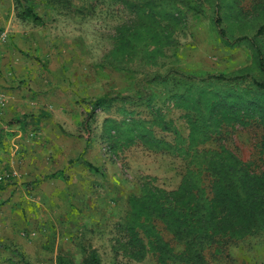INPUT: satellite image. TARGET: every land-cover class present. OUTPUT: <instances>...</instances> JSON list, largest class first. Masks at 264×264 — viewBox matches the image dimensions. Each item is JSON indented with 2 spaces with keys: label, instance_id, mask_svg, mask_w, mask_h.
I'll return each instance as SVG.
<instances>
[{
  "label": "rangeland",
  "instance_id": "obj_1",
  "mask_svg": "<svg viewBox=\"0 0 264 264\" xmlns=\"http://www.w3.org/2000/svg\"><path fill=\"white\" fill-rule=\"evenodd\" d=\"M131 1L136 4L0 0V264H91L83 259L93 256L96 264H159L153 253L130 260L115 254L116 241L126 240L121 225L143 184L175 189L186 164L137 138L147 130L173 142L174 134L154 123L155 116L184 136L189 132L187 110L170 99L183 91V83L146 80L175 67L247 71L264 81L254 45L247 40L228 44L217 35L212 0H187L190 10L177 1L174 9L167 7L177 14L175 24L169 26L164 12L162 27L170 29L158 47L150 38H139L153 9L141 12L134 6L146 0ZM28 8L39 20L25 16ZM219 10L230 36L255 39L264 57V31L255 32L264 22V0H220ZM123 30L140 39L133 45L137 50L118 46ZM94 96L116 98L93 107ZM250 101L253 106L240 111L246 124L224 125L221 134L198 148L225 146L259 173L264 169V91L246 98ZM202 185L211 196L204 173ZM155 225L180 251L164 225ZM206 258L210 264H264V243L256 234L222 251L213 246Z\"/></svg>",
  "mask_w": 264,
  "mask_h": 264
},
{
  "label": "trees",
  "instance_id": "obj_2",
  "mask_svg": "<svg viewBox=\"0 0 264 264\" xmlns=\"http://www.w3.org/2000/svg\"><path fill=\"white\" fill-rule=\"evenodd\" d=\"M176 1L187 10L191 9L192 5L187 0H146L137 3L138 7L131 0H126L141 12H144V8L153 9L151 15H145L150 20L141 28L143 30L139 32V38H145L146 42L150 38L158 47L157 42L162 43L170 29L162 27L164 12L168 16L169 26L175 24L172 19L177 14L167 7L174 9ZM212 2L214 9L211 22L217 35L228 44L249 41L254 45L257 68L264 72V57L262 50L256 46V40L246 34L230 36L219 10L220 0ZM163 4H166L165 11ZM193 8L198 10L195 6ZM176 10L178 14L184 12L178 8ZM27 15L32 16L33 20H39L30 8L26 11ZM263 31L264 22L255 32L262 34ZM132 35L129 30L121 31L118 46L136 47L140 39H133ZM132 49L137 50L134 47ZM169 80L183 83V91L170 99L187 110V136L170 121L156 116L153 122L164 130H170L174 134L173 142L154 138L149 132L145 133L147 130L136 134L150 150L180 156L186 162L185 169L175 189L166 190L150 182L143 184L141 193L132 198L128 219L121 225L126 240L116 241L115 254L121 252L123 257L130 260L132 257L153 253L159 264H210L206 251L213 246L216 251H222L229 243L256 234L264 243V169L254 173L250 170V162L242 161L222 145L218 149L198 148L200 144L211 141L215 134H221L224 125L229 126V123L236 121L246 124L242 119L245 115L240 111L246 112V108L253 106L252 101L246 103V98L254 99L256 93L263 92L264 81L247 71L200 73L175 67L168 68L164 73H154L146 81ZM115 96H94L92 106H105ZM122 98H128V95ZM203 173L210 177L211 196L202 185ZM155 221L164 225L181 246L180 251H175L163 239ZM129 247L134 251L130 252ZM83 260L96 264L94 256Z\"/></svg>",
  "mask_w": 264,
  "mask_h": 264
}]
</instances>
